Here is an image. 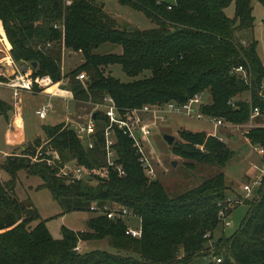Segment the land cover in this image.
<instances>
[{
    "label": "trees",
    "instance_id": "trees-1",
    "mask_svg": "<svg viewBox=\"0 0 264 264\" xmlns=\"http://www.w3.org/2000/svg\"><path fill=\"white\" fill-rule=\"evenodd\" d=\"M117 1L143 11L155 25L118 29L102 0H0L11 56L30 63L32 76L48 75L53 81L67 78L65 83L77 100L94 103L111 95L122 112L144 103L183 102L194 93L209 92L211 100L201 105L205 113L237 123L248 119L250 105L259 106L264 114L260 94L264 64L251 33V0ZM259 1L264 6V0ZM231 2L234 10L229 16L225 8ZM244 37L249 38L242 42ZM103 42L118 44L121 50L96 52ZM63 48L83 54V61L65 73L61 72ZM114 63L129 76L149 72L123 81L104 71ZM239 64L247 67V79L233 71ZM82 71L87 75L84 81L76 77ZM243 91L249 92L251 101L238 98ZM93 118L90 146L69 124L43 126L44 138L62 161L75 159L87 173L86 179L66 182L43 162L30 160L27 154L41 137L0 162L10 175L4 182L0 179V264H182L210 252L221 260L197 264H264V179L259 198L249 204L239 227L228 236L222 229L212 240L217 246L211 251L207 242L221 225L218 202L228 195L223 170L218 168L201 183L170 195L160 179L144 174L131 139L119 129L113 151L123 173L109 165L104 147L107 118L101 109L93 111ZM179 134L183 142H174L171 151L188 159L190 166L204 162L223 167L232 156L225 141L204 131L180 129ZM245 135L249 142L264 147L263 125L249 128ZM20 169L42 178L38 188L50 191L62 213L89 211L92 201L110 208L125 206L139 217L141 235L126 233L123 218L96 213L87 219V229L61 225V236L53 237L32 200L16 193ZM32 221L37 222L30 226ZM104 237L128 253L102 248L71 251L80 239Z\"/></svg>",
    "mask_w": 264,
    "mask_h": 264
},
{
    "label": "rangeland",
    "instance_id": "rangeland-1",
    "mask_svg": "<svg viewBox=\"0 0 264 264\" xmlns=\"http://www.w3.org/2000/svg\"><path fill=\"white\" fill-rule=\"evenodd\" d=\"M104 9L115 19V26L118 29L125 28H146L155 23L146 15L143 11L134 9L127 5L120 4L117 0H102ZM171 1V0H167ZM252 13L254 16V27L251 31L253 37L257 39V49L261 60L264 64V27L262 25V17L264 16V6L259 0H251ZM234 10V2H231L226 6V13L231 16ZM245 36H250L249 31H245ZM249 37H244V40ZM246 41V40H245ZM68 49V50H67ZM63 50H65L63 52ZM121 50L120 45L103 42L95 49L99 53L107 52H119ZM83 61L82 52H74L69 48L62 49V60H61V72L65 73L69 69L77 66ZM105 72H110L114 76L118 77L123 81H128L133 78L142 77L144 74H148V70H144L135 76L127 75L122 69L119 63H114L104 67ZM77 77V75H76ZM67 78L60 79L56 83L57 87H64L69 91L68 83L63 84V81H66ZM55 87V88H57ZM238 98H245L249 95L248 91H243L239 94ZM203 99L205 101H210L209 92H203ZM24 116L26 123L30 126H34L36 123L40 124L42 121L49 123L55 122L59 119L65 118L66 115H71L75 112V117L78 114L85 115L88 117L93 111L94 105L87 101L88 105H82L81 103L74 105L66 101L65 103L62 100L57 99L56 97H49L47 95L41 96V94L31 95L24 99ZM50 101L51 111L48 113L46 118L41 119L35 113L36 109L44 102ZM78 102H84L78 100ZM86 103V102H85ZM162 103V102H161ZM68 109H67V108ZM172 116L165 122L160 123L156 122L155 126L151 129V135L144 142L145 151L152 160L154 167L156 169V178L165 186L167 192L170 195L178 194L189 187H193L203 180V178L211 175L216 169H221L225 175V182L228 186V194H240L241 185L243 182L248 181L255 173L260 172L261 170V155L257 154L254 146L250 144L249 140L246 138L242 127H219V133L224 136L225 146L232 149V156L228 159L226 164L223 167L212 165L210 163L204 162H193V166L189 165V160L182 157L181 155L175 154L171 151V146L174 142H183L179 130L186 129L192 131H204L206 134L213 130L212 125L205 121L204 119L195 118L192 116H186L184 114H171ZM142 117L147 118L148 120H153V116L150 114L141 113ZM86 117V119L88 118ZM262 120L260 122L264 123V114L261 116ZM68 120L70 123L73 120ZM80 121L82 118H79ZM83 121V120H82ZM81 121V122H82ZM87 121V120H85ZM263 125L264 124H260ZM167 126V127H166ZM164 133H170L173 135L174 139L172 143H167L163 139ZM234 135H237L235 137ZM80 137V135H79ZM82 139V137H80ZM85 140V139H84ZM195 146H198L197 144ZM202 149V145H199ZM115 155V153H114ZM4 157L0 160L3 161ZM174 161V163H173ZM1 162V161H0ZM24 172H26L24 170ZM24 172H17V177L15 179V190L17 189V195L19 198H27L29 193L31 199H34L35 205L41 214V217L45 219V223L52 234L53 237H60V227L61 225H66L73 229H87L86 221L91 216L96 214V211H85V210H71L62 213V209L59 204L52 198L50 191L41 187L38 188L43 180L36 174H24ZM0 179L1 181H6L10 178L9 173H6L4 169L0 167ZM27 176H30L29 178ZM28 179H31L30 182L33 187H29L27 184L30 183ZM24 181V182H23ZM36 184V186H35ZM260 190L255 195L248 199L240 200V203L232 208L230 214L227 215V220L230 221V224L224 227L219 225L212 234V238L208 240L207 244L210 245L209 250L214 251L216 244L212 242L213 239H216L217 236L221 235L222 229L223 234L226 236L233 233L238 227L244 217L249 204L260 196ZM29 197V196H28ZM29 197V198H30ZM126 225L138 226L140 219L137 215H128L124 218ZM37 221L30 222V226H33ZM108 238L104 237L101 239H89L78 241V250L86 251L93 248H102L110 252H119L122 254L128 253L124 250H118L108 243ZM75 249V248H74ZM77 250V249H75ZM138 256V255H137ZM212 259V254L204 253L203 255H198L182 264H197L203 262V260Z\"/></svg>",
    "mask_w": 264,
    "mask_h": 264
},
{
    "label": "built area",
    "instance_id": "built-area-1",
    "mask_svg": "<svg viewBox=\"0 0 264 264\" xmlns=\"http://www.w3.org/2000/svg\"><path fill=\"white\" fill-rule=\"evenodd\" d=\"M69 2L70 0H67V3ZM54 25L56 27L58 26L57 23ZM242 42H245V40L243 39ZM11 62L13 61L11 60ZM233 71L244 79H247L248 77L247 67L243 64L235 66ZM0 75V88L2 86L10 87L13 94L15 95L18 94L21 88H31L34 82L42 87L51 82V78L48 75L32 76L31 73L26 74L21 72L19 69H16L11 74H5L4 72H1ZM77 78L81 81H84V79L87 78V75L84 71H82L77 74ZM260 94L264 96V80L261 82ZM202 95L203 92L194 93L183 102L168 100L162 103H144L139 107L127 109L123 112L118 109L113 97L108 94L104 95L101 101L92 103L94 105L93 111L96 109H101L107 118V123L104 127V147L106 151L107 163L115 167L120 174L123 173L121 165L115 160L113 151L115 130L119 129L131 139L132 147L137 154V158L141 164L144 174L149 179H155L156 169L149 155L145 151L144 142L151 135V129L155 126L156 122H165L169 114H184L186 116L204 119L205 121L209 122L213 128V130L207 134L215 136L222 141H224V136L219 133V127H242L244 134H246L249 128L264 124L257 119V117H261L263 115L259 106L257 105H250L248 119L245 122L239 123L228 121L222 116L205 113L201 110V105L206 102ZM245 98L248 101H251L250 95ZM50 109L51 103L49 101L44 102L36 109V114L39 117H45ZM92 113H90L87 121L77 125L76 127L77 133L86 140V143L89 146L92 144L90 137L91 133L94 132L95 126V120ZM141 113L152 115L153 120L151 121L145 117H142ZM137 132L138 134H136ZM250 144L254 146L256 153L262 157L264 154V147L251 142ZM27 156L32 161H41L45 165L54 169L55 173L63 177L66 182H74L80 179H86L87 177V173L80 167L75 159L62 161L58 151L51 145V143H49L48 139L46 138H42L41 141L35 145L34 151L31 154H27ZM260 161L261 171L255 173L248 181L242 183L240 194H228L224 198L223 202H218L220 206L218 216L220 218L222 227L230 224V221L227 220V212L229 208L239 204L240 200L242 201L243 199L255 197V195L259 192L264 179V159H261ZM89 209L96 211L97 213H103L112 219H124L128 215H135L125 206H114L110 208L106 204L100 206L96 201H92L90 203ZM125 232L135 237L140 236V223L138 226L126 225ZM75 249H78V246H76ZM212 259L217 262L221 260V257L218 255H212Z\"/></svg>",
    "mask_w": 264,
    "mask_h": 264
},
{
    "label": "crops",
    "instance_id": "crops-1",
    "mask_svg": "<svg viewBox=\"0 0 264 264\" xmlns=\"http://www.w3.org/2000/svg\"><path fill=\"white\" fill-rule=\"evenodd\" d=\"M10 48H11V44H10L8 38L6 37L5 31H4V28L2 25V21L0 19V73L4 72L5 74H11L16 69H19L21 72L26 73V74L31 73L32 68L30 66V63H28L26 61H15L13 59V57L11 56ZM64 51L65 50H63V52ZM11 60L13 62H11ZM58 81H60V80L53 81L51 79V82L48 83L47 85L43 86V87L39 86L37 83L34 82L36 86H33V84H32L31 88H29V89L28 88H21L19 90L18 94H16V95L13 94L12 89L10 87L2 86L0 88V99L3 102L2 106H0V159L5 157L6 155H9V154L19 153L21 150L25 149L29 144H31L36 137L44 138V131H43L44 125H54V124L62 122V123H64V125L69 124L70 127L73 125L74 126L73 128L76 130L77 125L82 124L85 122V120H87L86 119V117H88L87 114L86 115H85V113L83 115L78 114V116H76L77 117V119H76L75 117H73V116H75L74 115L75 112H74L71 115H69V116L66 115L65 118L59 119L55 122L46 123V122L42 121L40 124L36 123L34 126H30V127L26 123V119L24 116V112H25L24 111V104H25L24 99L27 97H30L31 95L33 96L35 94H41V96L47 95L49 97H56L57 99L62 100L64 103L66 101H69L73 105H74V103H76V104L81 103L82 105H88L89 104L88 102L85 103V101L84 102H78L77 99H75L71 96L70 91L66 90L64 87H57L56 83ZM64 83H65V81H63V84ZM55 87H57V88H55ZM50 111H51V109H50ZM92 112L93 111H91V113ZM92 115H93V113H92ZM46 116L45 117H39V118L44 119V118H46ZM171 116L172 115L169 114L166 121ZM74 118L76 120H73L70 123L68 122V120H72ZM79 118H82L83 121L81 120L82 121L81 122ZM77 135L79 136L80 134L77 133ZM234 136L237 137V135H234ZM80 137H82V136L80 135ZM163 139H164V137H163ZM0 161H2V160H0ZM18 172H24V169H20V170H18ZM6 173H8V172L6 171ZM24 174H26V172H24ZM26 175H28V174H26ZM0 176H1V173H0ZM27 177L29 178L30 176H27ZM28 178H27V180L30 182L31 179H28ZM32 184H34V183L30 182L27 185L29 187L30 186L33 187ZM35 186H36V184H35ZM16 192H17V189H16ZM28 196L30 197L29 193L27 194V197ZM30 199H31V197H30ZM31 200L35 205L34 199H31Z\"/></svg>",
    "mask_w": 264,
    "mask_h": 264
},
{
    "label": "water",
    "instance_id": "water-1",
    "mask_svg": "<svg viewBox=\"0 0 264 264\" xmlns=\"http://www.w3.org/2000/svg\"><path fill=\"white\" fill-rule=\"evenodd\" d=\"M31 65L34 66V65H35V62H32ZM71 127L73 128L74 126L72 125ZM136 134H138V132H137ZM163 137H164V139H165L168 143H172V141H173V139H174L173 135H171V134H169V133H164ZM173 163H174V161H173ZM71 251H72V252H75L76 250L73 248Z\"/></svg>",
    "mask_w": 264,
    "mask_h": 264
}]
</instances>
